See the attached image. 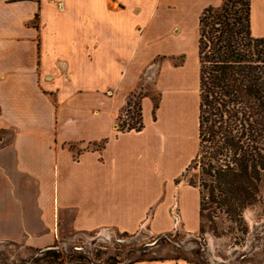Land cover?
<instances>
[{
	"label": "crops",
	"instance_id": "crops-1",
	"mask_svg": "<svg viewBox=\"0 0 264 264\" xmlns=\"http://www.w3.org/2000/svg\"><path fill=\"white\" fill-rule=\"evenodd\" d=\"M222 4L0 0V130L13 131L0 145V240L44 248L69 226L163 234L176 216L199 229L198 187L179 178L198 151L199 20ZM251 30L264 37V0H251ZM147 79L159 107L145 94L143 127L117 128Z\"/></svg>",
	"mask_w": 264,
	"mask_h": 264
},
{
	"label": "trees",
	"instance_id": "trees-1",
	"mask_svg": "<svg viewBox=\"0 0 264 264\" xmlns=\"http://www.w3.org/2000/svg\"><path fill=\"white\" fill-rule=\"evenodd\" d=\"M199 34V148L187 169L194 164L201 167V182H190L199 189L200 218L208 197L238 221L244 209L258 201L264 177V37L252 34L251 0H223L220 6L207 7L200 16ZM126 124L121 130L143 127L142 119L139 125ZM120 234L136 237L138 233ZM168 236L160 234L157 242L141 245L120 243L115 248L103 244L62 247L56 242L34 248L31 255L0 254V264L161 260L153 255L155 245Z\"/></svg>",
	"mask_w": 264,
	"mask_h": 264
},
{
	"label": "rangeland",
	"instance_id": "rangeland-1",
	"mask_svg": "<svg viewBox=\"0 0 264 264\" xmlns=\"http://www.w3.org/2000/svg\"><path fill=\"white\" fill-rule=\"evenodd\" d=\"M142 85L144 87L142 90L128 98L127 106L120 115L124 121L123 125L124 123H127L126 126L139 125L140 100L143 95L150 94L155 102L159 100V91L155 89L151 79H147ZM12 135V130H0V145L9 142ZM201 158L202 154L199 160ZM193 166L179 178V182H201L203 176H201L200 164ZM207 200L203 216L200 218V226L202 225L204 230L201 231L199 227L197 231L189 232L182 222L179 223V218L176 216L174 221L177 229L163 233L169 235V238L155 245L153 255L195 264H264V177L259 185L258 201L248 205L238 221L219 208V204L209 201L208 197ZM120 233L122 232L110 228L82 233L69 226L66 227L65 232L59 234L57 243L62 247L69 245L94 247L103 244L115 248L120 246V243L135 242L141 245L157 242V237L160 235L152 234L147 229L139 232L136 237L122 236ZM34 250L24 243L0 240V254L5 256L16 258L31 255Z\"/></svg>",
	"mask_w": 264,
	"mask_h": 264
},
{
	"label": "built area",
	"instance_id": "built-area-1",
	"mask_svg": "<svg viewBox=\"0 0 264 264\" xmlns=\"http://www.w3.org/2000/svg\"><path fill=\"white\" fill-rule=\"evenodd\" d=\"M123 122V119L121 118V116H119L116 123L117 128L121 129L123 126Z\"/></svg>",
	"mask_w": 264,
	"mask_h": 264
},
{
	"label": "bare ground",
	"instance_id": "bare-ground-1",
	"mask_svg": "<svg viewBox=\"0 0 264 264\" xmlns=\"http://www.w3.org/2000/svg\"><path fill=\"white\" fill-rule=\"evenodd\" d=\"M180 123V122H179ZM184 124H186V123H184ZM184 126H186V125H184ZM181 127V126H180ZM186 129V128H185Z\"/></svg>",
	"mask_w": 264,
	"mask_h": 264
}]
</instances>
